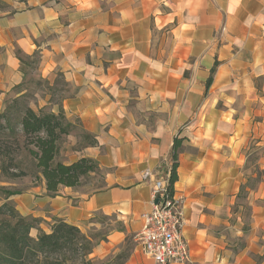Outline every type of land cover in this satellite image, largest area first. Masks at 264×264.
I'll return each instance as SVG.
<instances>
[{"label": "crops", "instance_id": "obj_1", "mask_svg": "<svg viewBox=\"0 0 264 264\" xmlns=\"http://www.w3.org/2000/svg\"><path fill=\"white\" fill-rule=\"evenodd\" d=\"M0 3V102L23 79L15 51L38 52L42 73L70 89L52 111L97 141L66 162L90 157L103 173L95 192L50 196L43 183L8 197L32 229L89 228L99 213L111 226L93 260L152 264L136 237L151 208L141 174L172 159L178 138L185 264H264V0Z\"/></svg>", "mask_w": 264, "mask_h": 264}, {"label": "trees", "instance_id": "obj_2", "mask_svg": "<svg viewBox=\"0 0 264 264\" xmlns=\"http://www.w3.org/2000/svg\"><path fill=\"white\" fill-rule=\"evenodd\" d=\"M19 52L15 54L24 64ZM75 126L66 119L61 107L57 112L43 108L35 110L25 102L22 94L9 99L0 112V174L7 179L31 175L36 180H44L50 196L57 194L63 186H78L82 177L98 171L99 166L86 156L72 162L58 159L60 140ZM80 138L85 142L80 148L97 143L94 135L85 130ZM179 142L177 138L173 144L171 187L176 179ZM3 190L0 264H109L108 261L96 262L89 256L104 237L93 241L79 227L60 218L54 219L50 231L38 228L36 236H32L31 229L37 228V219L20 214L14 203L8 200L19 191Z\"/></svg>", "mask_w": 264, "mask_h": 264}, {"label": "rangeland", "instance_id": "obj_3", "mask_svg": "<svg viewBox=\"0 0 264 264\" xmlns=\"http://www.w3.org/2000/svg\"><path fill=\"white\" fill-rule=\"evenodd\" d=\"M2 8L3 6L0 3V11ZM223 30L224 29L221 28V31ZM19 55H21L25 61L24 64L21 63L23 79L18 85L12 87L11 91L7 92L1 99L0 112L5 107L6 102L9 99L15 97L14 94L17 91H21L25 102L33 109L37 110L39 108H43L46 111H52V108H55L57 105H59V103H61L63 100V97L70 93V89L67 86L63 74L58 71H53L51 74H43L40 66V54L38 52H36V54H32L31 56H25L19 52ZM75 124L76 126L70 135L63 136L59 142V160L66 162L70 158H73L76 154L75 151L85 143L80 138V134L83 129L78 125L77 122H75ZM102 179L103 173L102 171L98 170L85 177H82L77 188L83 193L95 192L100 186H102ZM43 183L44 180H36L31 175L16 179H7L0 174V201L5 197L3 189H8L10 191L17 190L19 193L16 195H20L31 191L32 189L38 192L41 191V188L44 185ZM242 211L247 214L245 206L242 208ZM26 216L33 218L32 214ZM92 219L97 226H92L89 228L82 226L80 230L82 233L90 236L93 241H95L98 238L103 237L104 233L111 226V223L107 219L103 218L99 213H96ZM36 234V229H32L31 235L35 236Z\"/></svg>", "mask_w": 264, "mask_h": 264}, {"label": "built area", "instance_id": "obj_4", "mask_svg": "<svg viewBox=\"0 0 264 264\" xmlns=\"http://www.w3.org/2000/svg\"><path fill=\"white\" fill-rule=\"evenodd\" d=\"M172 166L173 159L163 158L155 170L146 169L141 174L143 180L151 182V208L141 214L142 227L136 237L152 264H185L190 257L183 234V200L170 185Z\"/></svg>", "mask_w": 264, "mask_h": 264}]
</instances>
